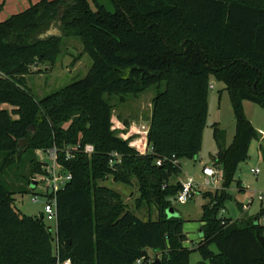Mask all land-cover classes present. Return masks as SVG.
I'll use <instances>...</instances> for the list:
<instances>
[{"label": "trees", "instance_id": "obj_1", "mask_svg": "<svg viewBox=\"0 0 264 264\" xmlns=\"http://www.w3.org/2000/svg\"><path fill=\"white\" fill-rule=\"evenodd\" d=\"M56 21L62 37L81 41L91 66L81 80L36 100L26 76L55 65L60 39L40 33ZM209 77L228 93L233 113V140L217 145L210 160L226 163L225 189L255 138L240 102L264 110V0H38L0 21V106L9 107H0V264H148L149 253L162 257L151 264H188L191 252L199 257L196 264H264V244L256 240L264 231L258 223L264 207L231 221L217 215L228 196L204 193L211 204L201 206L191 249L182 245L181 218L166 216L168 199L180 189L179 182L170 183L178 160L200 150ZM153 86L163 89L151 103L142 155L113 130L105 96L138 95ZM23 141L34 155L32 176L44 166L35 152L52 148L71 176L56 194L55 237L43 219L15 208L13 196L28 192L24 186L4 183ZM76 144H90L94 153L65 159V149ZM111 153L119 156L113 167ZM110 178L125 186L135 179L157 219L137 218L117 193L98 184ZM25 182L30 189L31 181Z\"/></svg>", "mask_w": 264, "mask_h": 264}, {"label": "rangeland", "instance_id": "obj_2", "mask_svg": "<svg viewBox=\"0 0 264 264\" xmlns=\"http://www.w3.org/2000/svg\"><path fill=\"white\" fill-rule=\"evenodd\" d=\"M37 1L1 0L0 21H5L12 15L20 13V11L35 4ZM62 13L63 8L58 9L57 16L59 17ZM43 33H47L48 37H58L60 39V49L56 63L50 72L26 76V85L36 100L43 99L81 80L85 77L91 66V60L85 54L81 41L74 37H62L57 21L48 25ZM43 33H40V37L43 36ZM208 86L209 90L206 98L207 115L201 134L199 153L193 159L181 157L178 160L179 173L170 179V183H180L186 178H192L197 184L203 185L204 179L200 174L201 167L209 163L208 165L217 171L216 178L219 181L215 190L210 188L199 189L186 204L181 206L172 204L173 197L168 199L172 209L183 221L182 234L185 236L187 242L182 243V245L187 249H191L197 243V238L199 237L201 225L198 219L201 215V206L204 204L209 206L211 204L207 197H203L204 193L216 191L217 194L225 193L228 196L223 201L222 209L217 215L231 221L254 217L258 213L259 207H264V157H261V153H264V110L257 104L247 101L240 102L241 114L249 122L255 133V138L250 142L247 159L237 166L231 181L228 183V188L223 189L220 183L222 169L226 166V163L223 162L222 165L215 166L210 160L217 151V145L221 144L226 147L233 140V113L228 93L224 90L223 86L212 77H209ZM162 89L163 86H153L138 95L128 94L124 95V97L115 95L110 97L105 96V99L110 102L113 111H115L112 125L113 130L118 129L120 131V134H118L120 138H127L125 132L131 131L127 126L124 127L121 122H117L119 114L122 116L121 118L127 120L135 128L132 131L134 133L131 135H134L139 141L144 142L142 138H144V133L148 129L151 103ZM122 102L125 103L123 104ZM0 107L9 109L7 105ZM213 131L216 133V141L213 138ZM28 147L27 141L20 143L18 152L8 164V170L5 171V175L3 174V180L11 189L15 186H24V189L28 191L26 193L16 192L14 194L15 208L22 215L39 217L42 214L43 200L39 198L37 203H32L31 198L33 195L31 191L29 192V186L25 182V180L32 181L35 177L30 173L32 169L31 161L34 155H31L32 151ZM23 153L25 154L21 157ZM35 155L40 162L45 163L48 161L46 154L41 150L35 152ZM251 169H257L258 173L252 175L250 173ZM236 183L241 187H237ZM98 184L117 193L122 204L137 218L143 221L157 219L158 211L156 206L151 201L142 199L140 188L135 179H132L131 185L128 186L115 183L111 178L106 182H99ZM36 192H40V189H37ZM258 197H261L260 202ZM263 218L264 214L261 219ZM43 221L46 227L51 228V234L54 237V223L47 222L44 219ZM259 225L264 226V222L260 221ZM262 237L264 238V231ZM149 257L152 261L157 259V261L161 262L162 260L161 256H156L153 253H149ZM198 261L199 257L197 253L191 252L188 264H196Z\"/></svg>", "mask_w": 264, "mask_h": 264}, {"label": "built area", "instance_id": "obj_3", "mask_svg": "<svg viewBox=\"0 0 264 264\" xmlns=\"http://www.w3.org/2000/svg\"><path fill=\"white\" fill-rule=\"evenodd\" d=\"M146 134L147 132L144 133V137L146 136ZM133 149H135L142 155L148 152V149H146V145H144L142 151H140L138 148ZM78 152H81L86 156H91L94 153V147L90 144H86L84 146H81L80 144L69 146L64 151L65 159H71L73 157L72 155ZM45 154L48 161L44 163L43 173L35 175L34 179L31 181V183H35L34 189H30L31 194L33 195L31 198V202L37 203L39 201V198L43 200L42 219L46 220L47 222H53L55 225L56 233V194L64 189L66 183L70 181L71 176L70 174L63 171L62 166L58 162V151L55 148L47 150ZM117 163H119V156L116 153H111V160L109 162L110 167H113ZM160 164V162H156L157 166H160ZM200 173L205 178L204 184L199 185L192 178L184 179L179 183L180 189L175 194V196H173L172 204H176L179 206L186 204V202L190 200L191 197L195 193H197V191H199V189L210 188L212 190H215L217 182L219 181L216 178L217 171H215L210 166H204L202 167ZM250 173L252 175H256L258 173V170L251 169ZM37 189H40V192H36ZM258 200L260 202L261 197H258ZM261 218L259 219L258 223L260 221L264 222V218ZM152 262V260H149L148 264H151ZM56 264L71 263L69 260H67L64 262L57 261ZM136 264H142V262L138 260Z\"/></svg>", "mask_w": 264, "mask_h": 264}, {"label": "crops", "instance_id": "obj_4", "mask_svg": "<svg viewBox=\"0 0 264 264\" xmlns=\"http://www.w3.org/2000/svg\"><path fill=\"white\" fill-rule=\"evenodd\" d=\"M1 1V0H0ZM123 104L125 103V102H122ZM114 112L115 111H113L112 110V119L113 118H115L114 117ZM122 116L119 114L118 115V117H117V122H121L122 124H123V126L124 127H128L129 128V130L131 131V132H125L124 134L126 135V137L127 138H124V140H127V139H130L131 141H130V146L131 147H133V148H138L139 150H143V148H144V145H146V149H148V146H147V142H146V136L144 137V138H142V139H144V142L142 141H139L138 140V138H135L134 137V135H131L132 133H134V132H132V131H134V127L132 126V125H130L128 122H127V120H125V119H123V118H121ZM125 129V128H124ZM118 130V129H117ZM209 164V163H208ZM208 164H206V165H203L202 167H204V166H209ZM202 167H201V169H202ZM201 171V170H200ZM201 174V173H200ZM201 177L204 179V181H205V178L201 175ZM201 225V224H200ZM199 238V237H198ZM198 238H197V241H198ZM187 242V241H186Z\"/></svg>", "mask_w": 264, "mask_h": 264}, {"label": "water", "instance_id": "obj_5", "mask_svg": "<svg viewBox=\"0 0 264 264\" xmlns=\"http://www.w3.org/2000/svg\"><path fill=\"white\" fill-rule=\"evenodd\" d=\"M58 25H60V22L58 23ZM58 35H60L59 32H57ZM42 37H48V34L45 33ZM35 187V183L32 182L31 185H30V189H34ZM166 216L167 218H177L179 217V215L177 213H175V211L172 209V208H169L167 211H166ZM40 219L43 218L42 214L39 216ZM48 231H51V228H48ZM256 240L260 243V245H263L264 244V238L262 236H258L256 235ZM155 264H159V263H155Z\"/></svg>", "mask_w": 264, "mask_h": 264}]
</instances>
